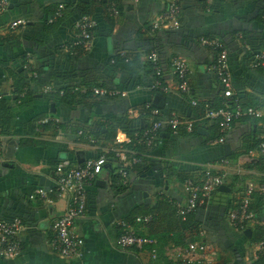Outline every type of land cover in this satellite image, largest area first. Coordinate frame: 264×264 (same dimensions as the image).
Instances as JSON below:
<instances>
[{"label": "crops", "instance_id": "obj_1", "mask_svg": "<svg viewBox=\"0 0 264 264\" xmlns=\"http://www.w3.org/2000/svg\"><path fill=\"white\" fill-rule=\"evenodd\" d=\"M66 1L9 0L7 10L0 13V83L10 102L9 114L0 116V220L20 219L23 224L18 236L19 254L12 259L0 257V264H154L153 245L143 249L119 246L122 231L119 222L131 219L138 208L153 207L163 198L186 204L189 194L186 181L200 179L209 166H219L227 158L231 164L223 168L227 171L225 185L231 192L214 194L213 204L195 213L194 227L179 234L184 236L185 244L170 242L165 249L167 259L161 263L181 262L186 258L187 245L196 242L207 244L210 250L196 256L195 263L207 260L210 264H235L234 245H238L239 237L227 219L223 204L231 202L233 206L249 185L264 184V173L258 167L247 168L251 162L258 163L264 150L236 155L244 135L254 133L264 140V116L257 118L255 124L238 123L224 136V143L216 142L223 136L214 122H207L200 106L221 105L223 88L208 72L214 60L212 51L199 43L204 37L222 40L228 50L235 94L245 105L264 108V68L253 67L264 54V0H212L211 3L180 0V26L169 31L152 28L157 16L167 10V0H121L117 15L100 27L92 48L71 62L67 49L75 41L79 11L72 8L69 17L55 28L46 25L54 7ZM19 20L25 21V25L12 29L11 24ZM151 43L158 46L168 64L167 79L174 82L173 57L187 63L188 94L179 91L164 94L145 87L143 83L150 76L146 69L138 68V74L133 75L115 68L116 57L138 54L145 62ZM28 61L31 72H43L46 80L51 81L54 72L63 74L64 81L57 84L64 83V87L97 84L118 93L102 102L95 99L68 105L44 95V86L33 85L22 101H16L13 87L19 75L26 79L35 77L28 70ZM132 81L134 85L129 90ZM122 92L126 95H119ZM157 95L159 105L154 103ZM192 101L199 106L192 105ZM151 107L158 110V116L143 115ZM171 113L184 120L198 116V133L162 131L144 153L143 165L130 173V185L125 192L116 193L112 168L117 163L113 167L108 164L87 186L86 213L74 225L84 241L81 256L66 259L55 254L50 246L52 226L65 212L67 197L53 193L47 201L32 200V192L38 188L55 189V169L59 165L76 167L98 155L115 154L114 138L128 142L125 127L120 124L122 117L131 121L128 127L151 126ZM47 118L60 121L43 122ZM86 124L103 127V131L96 138L88 133L84 136L80 127ZM218 131L220 137L211 139ZM226 144L230 145L229 156L225 155ZM99 180L106 186L98 185ZM134 229L142 236H160L162 230L160 227L150 230L140 224ZM168 238L175 239V235ZM263 248L264 243L239 244L246 262L255 260Z\"/></svg>", "mask_w": 264, "mask_h": 264}, {"label": "built area", "instance_id": "obj_2", "mask_svg": "<svg viewBox=\"0 0 264 264\" xmlns=\"http://www.w3.org/2000/svg\"><path fill=\"white\" fill-rule=\"evenodd\" d=\"M211 3L212 0H206ZM167 10L158 15L152 24L153 30L178 28L180 26V0H167ZM109 10L113 15H117L118 10L116 7L109 3ZM9 6V0H0V13L6 11ZM65 6L60 4L55 10L49 23L56 22L63 16ZM25 25V21L19 20L11 24V28L15 29ZM96 23L89 16H84L75 23L76 37L73 44L67 49V53L75 54L76 50L82 48L90 50L94 42V28ZM200 44L215 53V60L209 66L208 72L215 75L223 87V96L227 100L235 96L232 84V73L228 58V50L226 46L218 38H201ZM146 59L151 62L154 67L155 73L161 80H155L152 89H158L164 94H171L174 91H179L182 94H188L190 91L189 74L190 69L187 63L181 59L175 58L172 60V70L174 75V82L167 79L162 75L161 68L158 66V56L155 52H151ZM28 70L31 72L32 68L29 65ZM254 68H264V54L258 57L254 62ZM33 76L36 74L31 72ZM54 92L52 86H44L43 93L49 94ZM84 92V90H83ZM95 95H115L116 91H110L106 88H97L93 90ZM60 94L62 92L60 91ZM4 92L0 86V99L4 97ZM119 95L125 96L126 93L122 92ZM192 105L197 106L196 101H192ZM143 115L158 116V110L148 108ZM264 116V108H256L252 106H242L236 101V106L233 110L230 106L225 104L219 110H208L206 117L210 120H217L219 122V131L223 137L216 140L218 143H224V136L231 130L234 121L244 117L261 118ZM54 121L59 123V119L47 118L43 120L45 123ZM170 127L173 132H178L181 127L184 128L186 133H193L194 122L182 119L176 113H171L166 119H161L153 122L151 126L143 132L140 136V142L150 146L159 138L160 133L164 127ZM82 132H80L81 134ZM129 141V140H127ZM116 142L121 144V140L117 139ZM260 150H264V142L260 145ZM116 156H122L123 153L120 149H113ZM134 159V162H137ZM107 159L105 156H100L95 159L85 160L82 164L76 167H69L66 165H59L55 169V189L45 190L42 188L36 189L30 195V199L49 200V194H57L59 196H66V208L63 215H61L52 226V238L50 246L52 251L58 256L66 259H73L81 256L84 241L82 237L76 232L74 225L76 220L82 218L86 213L87 186L94 182L105 169ZM231 161L224 159L219 166L211 165L203 173L200 179H188L186 187L188 189V199L186 204H180L178 208L182 215L192 212L197 207L201 206L205 200H210L213 193L218 190L222 185L226 184L227 171L223 167H229ZM217 170V172H215ZM219 171V172H218ZM240 170L238 171V174ZM119 174L126 178V173L123 169L119 170ZM258 193L264 198V184L260 186L249 185L243 195L238 201L227 211V219L231 226L240 231H245L249 225L253 224L254 213L250 209L253 201V196ZM153 216L147 215L137 217L135 224L143 226L149 225ZM119 225L122 229L118 244L123 249H142L144 246L153 242L147 237L138 236L135 233L134 226L126 221H120ZM23 224L20 219L13 221L0 220V257L4 259H12L16 257L20 250L21 244L18 239L20 230ZM210 250L207 244L191 242L185 249L186 258L179 264H194V258L200 254H205ZM197 264H210V261L204 260Z\"/></svg>", "mask_w": 264, "mask_h": 264}, {"label": "trees", "instance_id": "obj_3", "mask_svg": "<svg viewBox=\"0 0 264 264\" xmlns=\"http://www.w3.org/2000/svg\"><path fill=\"white\" fill-rule=\"evenodd\" d=\"M109 3H112L116 7V9L118 10V6L121 4V0H88L87 2H84L82 0H68V1H66V3H63V5L65 6L63 16L52 24H50L48 22L49 19L54 14L55 10L62 3L57 4V6L54 7V9L50 12L49 16L47 17V20H46L47 24L46 25L49 27L55 28L57 26V24L65 21L67 19V17H69L70 11L72 8H76L79 11L77 21L80 20L84 16H89L92 20L95 21L96 26L93 30L94 40H95L96 37L99 36V34H100V32H99L100 27L102 25L109 24L108 21L110 20V18L113 17V14L109 10V7H110ZM161 30L169 31L168 29H161ZM158 31H155V33H157ZM208 38H214V37H208ZM152 43L147 48L146 56H148L151 52H155L157 54L158 66L161 68L162 75L165 76V74L168 70L167 69L168 64H167V62H165V60H163L158 46H154ZM87 51L88 50H84L82 48L77 49L75 54H71L68 56L70 59L69 62L76 61V59H78L80 56H82ZM213 55H214V60H215L216 54L213 53ZM175 58L176 57H173V59H175ZM114 66L116 69L130 72L133 75L138 74V72H139L138 68L146 69L148 74H150V76H149V79L146 80L145 83H143V85L145 87H148L152 91L160 92L158 89H152V87L154 85L155 80H161L163 78L158 77L155 73L154 67L151 64V62L148 61L147 59H145V62L142 61V58L140 55L137 54V55H134L132 57L126 56V57H122V58L116 57V59L114 61ZM262 70H264V69H262ZM36 71H37V69H36ZM43 74H44L43 72L37 71V74L35 75V77H31L29 79L23 78V76L20 74L19 79H17V82H16L15 86L13 87V93H14L15 100L16 101H20V100L22 101V99L25 98L24 94L27 91H29V89L32 88L33 85H35V86L40 85L42 87L48 86V85L49 86L53 85L52 87L54 89V92L49 93V94H44V95H47V96L50 95L52 97H55L56 99H58L60 101V103H64V104H68V105H80V104L85 103L87 100L90 101V100H95V99L97 101L99 100V102H102V101H105V99L113 98L115 96V95H103V96L95 95L93 93L94 89L106 88V87H101L97 84L95 86H90L88 84H82V85L75 86V87H67V86L64 87L63 86L64 83L63 84H57V83H61L64 81V77L62 76L63 74H59L58 72L52 73L51 81L46 80V78L44 77ZM213 76L215 77L217 82L220 84V81L218 80V78L215 75H213ZM51 82H53L55 85ZM0 86L2 87L1 83H0ZM106 89H108L110 91H115V90L110 89V88H106ZM2 90H3V87H2ZM83 90H84V92H83ZM60 91L62 92V94H60ZM6 97L7 96L4 95V97L0 99V116H6L9 114L8 111L10 109V102ZM236 101H238L240 104L242 103V106H250V105L243 104V102L239 99V96L236 94L235 96H233V98H231L229 100H227L226 98H224V100L222 99V103L218 107L212 106L209 103H205V104H202L200 106V108L203 111H205V118L208 120L207 122H214L213 124L217 127V130H218L219 122L217 120L208 119L206 117L207 111L208 110H219V109L223 108V106L225 104L230 106V109L233 110L236 106ZM197 106H199V105L197 104ZM251 106L255 107V104L254 105L252 104ZM151 108H153V107H151ZM145 111H148V108H146L143 111V113ZM169 116H170V114L167 115V117H165L164 119L168 118ZM197 118H199V117L194 116L191 119H187V121L194 122V131L191 134H197L198 133L199 122H197ZM256 119L257 118H255V117L240 118V119H237L236 121H234V123L232 124V127H234L238 123L239 124H241V123H254L255 124ZM120 122H121L120 123L121 126L125 127L124 131L126 132V135H127L129 141L125 142V143L123 142L121 144H118L116 142L117 139L114 138L113 139L114 143H116V145H117L114 147V149H120L122 151L124 150L125 152H123L121 154L122 156H116V153L115 154L114 153H108L107 155H98L95 157V158H98L100 156H105V158L107 159L106 166L108 164H110L113 167V163L114 162L117 163V165L112 168L113 169L112 170V178H113L114 186L116 187L115 188L116 193H122L128 189V187L130 185V180H131L130 179V173L136 172L138 170L139 166L143 165L144 153L146 152V150L149 147L153 146V145L148 146L145 143L140 142V136L143 134L144 131H146L150 127V125L149 126H142L141 124H139L138 126L128 127V125L131 126L132 123H131V121H128L125 117H122ZM80 128L83 130L84 136L87 135V133H88V134H91L94 138L98 137L103 131V127L97 128V127L92 126L90 124H86L84 126H81ZM164 130L172 131L171 128L168 126H166L162 129V131H164ZM87 131H90V132H87ZM179 131L185 132L183 127H181L179 129ZM219 137H220V134L218 131L217 134H216V132L214 134H212L211 139H217ZM262 142H264V140H261L260 138H258V136L254 133L250 134V135H244L242 137V143H241L240 149L236 152V155L237 156L249 155L255 151H259L260 145ZM95 158H93V159H95ZM134 159H137L138 161L134 162ZM250 164H251V166H250ZM252 166L258 167L262 171V173H264V155H262V157L259 159L257 164H254L251 162V163H249L247 168L252 167ZM120 169H123L125 171L126 178L122 177L119 174ZM224 193H226V192H220V191L216 190L213 193V195L214 194H224ZM211 199H212V197H211ZM211 199L205 200V202L201 206L197 207L192 212H188L187 214L182 215L180 213V209L178 208V206L180 204H182L181 202H178L176 200H170V199H164L163 198V200L158 201V203L153 207L142 206L141 208H138L135 211V214L131 219L123 220V221H126V222L130 223L131 225L135 226L136 225L135 220L137 217H142V216H147V215L153 216V219L150 222V224L146 225V226L150 227V230L155 228V227L162 228V230L160 231L161 234L159 232L160 236H155L153 234H150L149 236H142V235H139L137 232H135V233L138 236L147 237V238L155 241V244H150V245L148 244L144 247L153 245V247H151V248H153V250L156 254V260L154 261V264H162L161 262L163 260L167 259V257H165L166 247H168L170 245V242H173L176 245H184L185 244L184 236L181 235V237H180L179 234H181L185 231H188L194 227L193 225H194V221H195V219H194L195 213H197L198 211H200L202 209H207L208 207H210V205L213 204V200H211ZM232 202H233V200H232ZM231 204H232L231 202L230 203L227 202L226 204H223L225 206V207L223 206L224 210L226 211L225 213H227V211L232 207ZM250 209L254 213L253 224L249 225L247 228V229H251V232H252L251 237H247L244 234V231H240L239 229L234 228L235 229V235L237 237H239L238 245H236V244L234 245V248H236L235 253L237 256L235 264H264V248L258 252L257 258L251 262H246L239 252V244L240 243H243L246 241L253 242V243H260V244L264 243V198L261 195H259L258 193H256L253 196V201L250 205ZM170 234H174L175 239H169L168 237ZM133 249H135V248H133ZM179 263L180 262H177L176 264H179ZM169 264H172V263H169ZM194 264H197V263H194Z\"/></svg>", "mask_w": 264, "mask_h": 264}, {"label": "water", "instance_id": "obj_4", "mask_svg": "<svg viewBox=\"0 0 264 264\" xmlns=\"http://www.w3.org/2000/svg\"><path fill=\"white\" fill-rule=\"evenodd\" d=\"M82 1L87 2L88 0H82ZM133 85H134V81H132V83H131V85H130V87H129V90H132ZM159 100H160V96L157 95V96L155 97V102H154V103L159 105V103H158ZM199 133L202 134V133H204V132L199 131ZM224 150H225V155H226V156H229V155H230V152H231L230 145H227V144L224 145ZM105 168H108V166H105ZM97 184L100 185V186H104V187L106 186L105 182H104V181H101V180H99V181L97 182ZM218 191H220V192H231V189H230L229 187H227L226 185H222V186H220V187L218 188ZM244 234H245L247 237H251V235H252L251 229H246V230L244 231Z\"/></svg>", "mask_w": 264, "mask_h": 264}]
</instances>
